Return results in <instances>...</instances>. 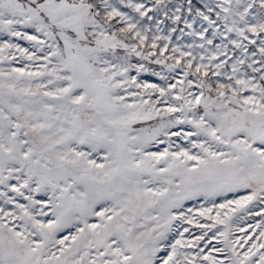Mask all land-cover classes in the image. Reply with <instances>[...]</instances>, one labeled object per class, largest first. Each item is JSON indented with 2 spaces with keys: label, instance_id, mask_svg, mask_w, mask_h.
Segmentation results:
<instances>
[{
  "label": "snow or ice",
  "instance_id": "1",
  "mask_svg": "<svg viewBox=\"0 0 264 264\" xmlns=\"http://www.w3.org/2000/svg\"><path fill=\"white\" fill-rule=\"evenodd\" d=\"M0 264H264V0H0Z\"/></svg>",
  "mask_w": 264,
  "mask_h": 264
}]
</instances>
